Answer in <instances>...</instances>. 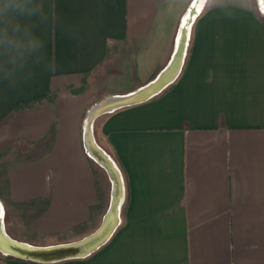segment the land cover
I'll return each mask as SVG.
<instances>
[{
    "label": "crops",
    "instance_id": "0c3cea01",
    "mask_svg": "<svg viewBox=\"0 0 264 264\" xmlns=\"http://www.w3.org/2000/svg\"><path fill=\"white\" fill-rule=\"evenodd\" d=\"M55 3L69 31L36 34L56 72L35 65L30 83L0 82V202L36 240L2 231L34 247L103 227L113 195L85 147L90 112L160 80L194 0ZM206 9L172 81L91 123L122 176L117 225L87 256L45 264H264V0ZM0 264L36 263L0 249Z\"/></svg>",
    "mask_w": 264,
    "mask_h": 264
},
{
    "label": "clouds",
    "instance_id": "9594fccd",
    "mask_svg": "<svg viewBox=\"0 0 264 264\" xmlns=\"http://www.w3.org/2000/svg\"><path fill=\"white\" fill-rule=\"evenodd\" d=\"M43 27L69 31L56 11L55 0H0V82L13 89L35 79V65L55 73L54 57L44 54V40L36 34Z\"/></svg>",
    "mask_w": 264,
    "mask_h": 264
},
{
    "label": "bare ground",
    "instance_id": "6f19581e",
    "mask_svg": "<svg viewBox=\"0 0 264 264\" xmlns=\"http://www.w3.org/2000/svg\"><path fill=\"white\" fill-rule=\"evenodd\" d=\"M198 13V8L196 6L193 7V9L190 12V15L185 19L184 27L182 35L179 37V52L177 53L171 67L165 71L160 80L149 87L147 90L141 92L140 94L133 95L130 98H108L104 100L103 102L96 105L90 112L89 118H88V126H87V132H86V145L89 155H91L94 159H96L99 163L106 166L111 176L113 177L115 181V191H114V204L112 210L109 212L108 216L106 217L105 223L103 228L100 230L98 234L93 236L92 238L88 239L83 245H82V253H87L94 247H96L101 242H104L108 236L111 234L113 229L118 223V213H119V206H120V199L123 193V184H122V176L113 163V161L102 151L99 149V147L96 145V143L93 140V137L91 135L90 131V123L93 121L96 116L99 114L111 110L114 107L126 103V102H133L141 99H145L151 94L157 92L162 87H164L166 84H168L170 81H172L175 76L177 75V72L179 71V68L182 64V58L184 55V49L183 45L186 44L187 38L189 36V27L192 22V20L195 18V16ZM0 249L2 252H4L7 255H16L21 257H27L29 256V251H35V249L27 244L17 242L8 236L2 231V228L0 227ZM32 256V255H31Z\"/></svg>",
    "mask_w": 264,
    "mask_h": 264
},
{
    "label": "water",
    "instance_id": "95a60500",
    "mask_svg": "<svg viewBox=\"0 0 264 264\" xmlns=\"http://www.w3.org/2000/svg\"><path fill=\"white\" fill-rule=\"evenodd\" d=\"M178 52H179V47L177 49L176 55H177ZM145 90H147V89H145ZM140 93H138V94H140ZM137 101H139V100H137ZM133 102H135V101H133ZM128 103H132V102H126V103H123V104H128ZM120 105H122V104H120ZM91 123H92V121H91ZM91 123H90V131H91ZM85 147H86V150H87V145L86 144H85ZM94 160L96 162H98L96 159H94ZM100 165L102 167H104L108 171V174L110 175L111 181L113 183V201H112V205H111V209H110V211H111L112 208H113V204H114L115 181H114L113 177L111 176V173H110L109 169L106 166L102 165L101 163H100ZM99 232L100 231H98V233ZM98 233H96V234H98ZM95 235H93V236H95ZM93 236H90V237H88V238H86V239H84L82 241H79V242H76V243H70V244L55 245V246H50V247H34V246H31V247H33L35 249V251L34 250L33 251H29L30 255L27 256V257H21V256H16V255H9V256L15 257V258H18V259L32 261V262H35V263H40V264L53 263V262H59V261L67 260V259L84 257V256H87L88 254H90L91 252H93L97 247H99L103 243V242H101L100 244H98L96 247H94L93 249H91L89 252H87L85 254L82 253V251H81L82 245L88 239L92 238Z\"/></svg>",
    "mask_w": 264,
    "mask_h": 264
},
{
    "label": "rangeland",
    "instance_id": "374dc122",
    "mask_svg": "<svg viewBox=\"0 0 264 264\" xmlns=\"http://www.w3.org/2000/svg\"><path fill=\"white\" fill-rule=\"evenodd\" d=\"M258 1L260 3V8L262 9L263 0H258ZM212 2H213V0H194L193 7L194 6L198 7V12H201L202 13V12H205L207 10L206 8H208L212 4ZM261 15L262 16L264 15V11H263V13H260V16ZM85 142H86V140H85ZM105 154L109 157L108 153H105ZM93 161L95 162V160H93ZM96 163H97V165H99V169H101L100 171H102L105 174L104 175V179L105 178L107 179V177H108V175H107L108 171L104 167H102L100 165V163H98V162H96ZM106 179H105V182H106L105 184L107 186V193H110L111 195H113V183L111 184V181L109 180V178H108V180H106ZM0 206L3 207V216L0 217V227L2 228V230H4L3 228L6 226V229L9 232L13 233V234H18V232H20L19 234H25L27 237H29V238H35V240H36V236L32 235L28 231H25V228L23 226H19L18 227L14 223H12V221L9 220L16 213L15 211H11L10 209H8V211H7L6 208L4 207V204L2 202H0ZM14 217H15V215H14ZM104 223L105 222L103 220L102 226L104 225ZM96 233H98V232H96ZM67 238H68V236L63 235V234L47 235V236H44L41 239V241H38L39 242L38 244H42V245H46V246H55V245L62 244L61 242H66L68 240ZM37 240H39V239H37Z\"/></svg>",
    "mask_w": 264,
    "mask_h": 264
},
{
    "label": "trees",
    "instance_id": "16d2710c",
    "mask_svg": "<svg viewBox=\"0 0 264 264\" xmlns=\"http://www.w3.org/2000/svg\"><path fill=\"white\" fill-rule=\"evenodd\" d=\"M260 18L264 21V15L263 16L261 15ZM190 51H191V41H190V44H189V46L187 48V53H186V57H185V63H186V61H187V59L189 57ZM36 264H40V263H36Z\"/></svg>",
    "mask_w": 264,
    "mask_h": 264
},
{
    "label": "snow or ice",
    "instance_id": "6c2138e0",
    "mask_svg": "<svg viewBox=\"0 0 264 264\" xmlns=\"http://www.w3.org/2000/svg\"><path fill=\"white\" fill-rule=\"evenodd\" d=\"M178 39H179V38H178ZM183 47H186V44L183 45ZM2 216H3V207L0 206V217H2Z\"/></svg>",
    "mask_w": 264,
    "mask_h": 264
}]
</instances>
